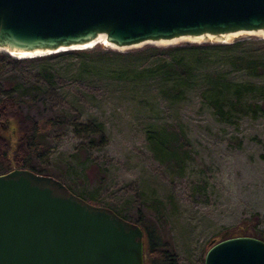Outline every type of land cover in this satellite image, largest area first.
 I'll return each instance as SVG.
<instances>
[{"label": "water", "instance_id": "water-1", "mask_svg": "<svg viewBox=\"0 0 264 264\" xmlns=\"http://www.w3.org/2000/svg\"><path fill=\"white\" fill-rule=\"evenodd\" d=\"M232 33H264V0H0V52L13 57ZM144 236L139 224L54 176L0 174V264H146ZM205 264H264V240L211 241Z\"/></svg>", "mask_w": 264, "mask_h": 264}, {"label": "rangeland", "instance_id": "rangeland-1", "mask_svg": "<svg viewBox=\"0 0 264 264\" xmlns=\"http://www.w3.org/2000/svg\"><path fill=\"white\" fill-rule=\"evenodd\" d=\"M251 37L264 35L243 33L228 41L209 38L154 45L230 43ZM21 70L28 69L13 71ZM228 74L244 77L232 69ZM93 84L102 87L106 82ZM153 87L161 86L153 83ZM199 94L195 89L180 102L88 104L82 109L83 118L70 117L59 130L42 137L44 152L36 160L44 172L91 203L133 219L139 213L150 218L160 241L174 247L179 264H205L211 241H220L222 233L235 231L249 219L264 235V119L244 115L224 120L202 104ZM91 116L104 124V137L81 128ZM164 122L181 124L187 132L191 159L182 176L170 174L148 148V127Z\"/></svg>", "mask_w": 264, "mask_h": 264}, {"label": "trees", "instance_id": "trees-1", "mask_svg": "<svg viewBox=\"0 0 264 264\" xmlns=\"http://www.w3.org/2000/svg\"><path fill=\"white\" fill-rule=\"evenodd\" d=\"M16 67L28 70L16 73ZM228 68L244 77H230ZM96 81L106 84L100 87L93 84ZM153 83L161 87L156 90ZM195 89H199L202 104L224 120L244 115L264 119V38L147 44L127 51L97 44L28 58L0 52V174L26 168L49 175L36 160L44 152L42 137L59 130L70 117L83 118L82 109L88 104L180 102ZM81 128L90 135H105L104 124L95 116L81 123ZM146 139L153 156L170 174H185L191 147L183 125H151ZM113 210L144 229L146 264H179L174 247L169 241H160V232L150 218L139 213L133 219ZM250 221L222 233V239L249 235L264 240Z\"/></svg>", "mask_w": 264, "mask_h": 264}, {"label": "bare ground", "instance_id": "bare-ground-1", "mask_svg": "<svg viewBox=\"0 0 264 264\" xmlns=\"http://www.w3.org/2000/svg\"><path fill=\"white\" fill-rule=\"evenodd\" d=\"M239 34H241V33H232V34L226 35V36L224 37V40H225V41H228L231 37L236 36V35H239ZM262 35H264V33H262ZM210 38H213V37H210ZM202 39H205V38H204V37H198V38H195V39H191V38H183V39H180V40H191V41L199 42V41H201ZM214 39H215V38H214ZM180 40H176V41H180ZM101 41H102V43L105 42V40H104L103 38L101 39ZM163 43H167V42H163ZM163 43H162V44H163ZM14 55L17 56V57H19V58L29 56V54H22V55H16V54H14Z\"/></svg>", "mask_w": 264, "mask_h": 264}]
</instances>
